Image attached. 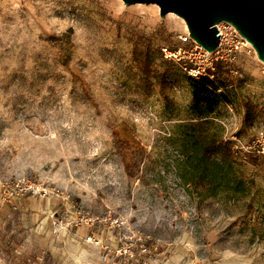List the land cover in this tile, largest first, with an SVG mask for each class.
<instances>
[{
  "label": "rangeland",
  "instance_id": "1",
  "mask_svg": "<svg viewBox=\"0 0 264 264\" xmlns=\"http://www.w3.org/2000/svg\"><path fill=\"white\" fill-rule=\"evenodd\" d=\"M179 18L0 0V264H264V63L219 59L200 116Z\"/></svg>",
  "mask_w": 264,
  "mask_h": 264
},
{
  "label": "water",
  "instance_id": "2",
  "mask_svg": "<svg viewBox=\"0 0 264 264\" xmlns=\"http://www.w3.org/2000/svg\"><path fill=\"white\" fill-rule=\"evenodd\" d=\"M124 4L154 3L161 17L168 12L183 19L190 38L207 52L219 44L216 24L230 23L251 44L264 63V0H122Z\"/></svg>",
  "mask_w": 264,
  "mask_h": 264
},
{
  "label": "built area",
  "instance_id": "3",
  "mask_svg": "<svg viewBox=\"0 0 264 264\" xmlns=\"http://www.w3.org/2000/svg\"><path fill=\"white\" fill-rule=\"evenodd\" d=\"M216 27L220 36L218 47L213 52H207L195 43L193 49H190L187 53L186 51H183V55L181 54L180 49L172 50L167 47H163L161 49L163 57L176 61L178 64H183L184 62H182V60L184 59L188 60L189 65H187V70L191 76L196 77L198 75H203L206 68L213 69V62L223 58L227 59L226 57L229 58L235 48L246 43L245 39L230 23L222 21L216 24ZM203 60L207 61V65L205 66L208 67L200 66L199 62Z\"/></svg>",
  "mask_w": 264,
  "mask_h": 264
},
{
  "label": "trees",
  "instance_id": "4",
  "mask_svg": "<svg viewBox=\"0 0 264 264\" xmlns=\"http://www.w3.org/2000/svg\"><path fill=\"white\" fill-rule=\"evenodd\" d=\"M223 64V60H217L214 62L213 69H206V74L200 75L197 79L188 78L193 87L192 107L200 116L213 113L218 105L225 100L222 92L217 93L220 88L217 85L218 78L222 73L228 72Z\"/></svg>",
  "mask_w": 264,
  "mask_h": 264
},
{
  "label": "bare ground",
  "instance_id": "5",
  "mask_svg": "<svg viewBox=\"0 0 264 264\" xmlns=\"http://www.w3.org/2000/svg\"><path fill=\"white\" fill-rule=\"evenodd\" d=\"M180 19V18H179ZM181 20V19H180ZM182 21V20H181ZM183 22V21H182ZM246 41V40H245ZM246 43L248 44V42L246 41Z\"/></svg>",
  "mask_w": 264,
  "mask_h": 264
}]
</instances>
